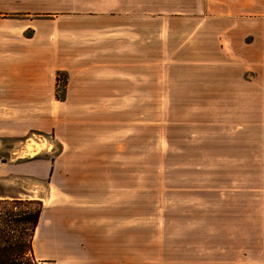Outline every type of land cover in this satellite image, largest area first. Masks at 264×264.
I'll list each match as a JSON object with an SVG mask.
<instances>
[{"label":"rangeland","instance_id":"1","mask_svg":"<svg viewBox=\"0 0 264 264\" xmlns=\"http://www.w3.org/2000/svg\"><path fill=\"white\" fill-rule=\"evenodd\" d=\"M147 1L0 0V198L42 264H264V85Z\"/></svg>","mask_w":264,"mask_h":264},{"label":"crops","instance_id":"2","mask_svg":"<svg viewBox=\"0 0 264 264\" xmlns=\"http://www.w3.org/2000/svg\"><path fill=\"white\" fill-rule=\"evenodd\" d=\"M148 3L153 1L148 0L146 5H150ZM172 4L169 7L175 8L169 12L185 14L176 17H190L191 20L205 17L213 27L209 36L216 39L212 51L216 57L229 62L239 60L245 64V70L256 71L255 84L264 85V0H174ZM9 8H0V12L9 11ZM164 9L168 11V7ZM199 26L192 28V39L201 32ZM4 66L5 62L0 64V74L20 76V72L14 73L13 66H7V62ZM15 80L0 81V102L16 101L22 94V83Z\"/></svg>","mask_w":264,"mask_h":264},{"label":"trees","instance_id":"3","mask_svg":"<svg viewBox=\"0 0 264 264\" xmlns=\"http://www.w3.org/2000/svg\"><path fill=\"white\" fill-rule=\"evenodd\" d=\"M42 210L40 200L0 198V264L44 263L34 250Z\"/></svg>","mask_w":264,"mask_h":264}]
</instances>
